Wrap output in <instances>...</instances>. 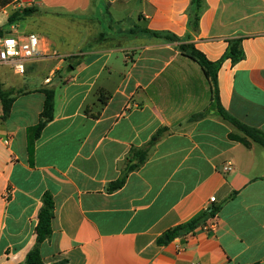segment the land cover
I'll return each mask as SVG.
<instances>
[{
	"label": "crops",
	"instance_id": "0c3cea01",
	"mask_svg": "<svg viewBox=\"0 0 264 264\" xmlns=\"http://www.w3.org/2000/svg\"><path fill=\"white\" fill-rule=\"evenodd\" d=\"M10 6L34 8L16 31L41 38L27 74L43 82L0 78L13 99L6 115L0 102V264L26 263L47 193L44 264H264V150L231 137L245 136L180 51L193 44L220 63L222 107L264 133V0H13L0 13ZM44 89L55 91L54 118L30 154ZM160 130L146 162L109 191ZM215 207L214 231L167 236Z\"/></svg>",
	"mask_w": 264,
	"mask_h": 264
},
{
	"label": "trees",
	"instance_id": "16d2710c",
	"mask_svg": "<svg viewBox=\"0 0 264 264\" xmlns=\"http://www.w3.org/2000/svg\"><path fill=\"white\" fill-rule=\"evenodd\" d=\"M12 1L13 0H0V8L10 5ZM195 2L197 3L199 2V0H194V3ZM33 12H34V8H30V7L17 9L16 11H13V13L11 14L9 18V23L15 24L19 21H22L30 17ZM197 24H198V17H196L194 20V27H197ZM180 51L182 55L194 60L201 66L210 84L212 91V100L216 101L219 115L226 121L232 123L245 136V137H240L237 135H232L231 137L234 140H237L246 146L249 145L247 138H250L254 142L264 147V133L262 131L240 122L238 119L232 117L222 107L219 101V91H218V81H217L218 80L217 72L219 70L220 63L209 61L206 58V56L198 49H196V47L193 44H182L180 46ZM228 56L232 58L233 62H238L243 59L244 54L237 46H235V44H233L229 49ZM42 92L45 95V101H44L43 111L41 113L40 122L37 125L30 127L28 129L30 154L33 153L34 142L40 137L46 124L52 121L54 118L55 91L54 89H44ZM0 102L2 103L4 114L5 115L8 114L13 99L10 98L9 93L2 90L1 86H0ZM161 133L162 130L158 131V133L154 135L148 147L139 150L134 149L132 151L130 157L128 158V165L124 175L122 176V178L109 185L108 188L109 191L114 192L121 189L126 182V178L128 174L138 169L146 162L149 154V147L155 145V143L159 140ZM43 201H44V206L41 209L39 215V223L36 229L38 244L28 254L25 264H44L40 254L39 245L42 242H44L46 239H48L52 234V221L54 219L55 203L53 196L50 193L45 194ZM217 211H218L217 207L212 208L211 210L204 211L201 214L194 217L193 219H191L190 221H188L187 223H184L168 231L167 236L170 239H172L175 237L184 236L191 232H194L197 228L203 225L208 218L213 217Z\"/></svg>",
	"mask_w": 264,
	"mask_h": 264
},
{
	"label": "built area",
	"instance_id": "2783aa9c",
	"mask_svg": "<svg viewBox=\"0 0 264 264\" xmlns=\"http://www.w3.org/2000/svg\"><path fill=\"white\" fill-rule=\"evenodd\" d=\"M13 12L3 10L5 21L0 23V66L7 65L17 76H25L28 72V64L40 58L41 38L36 33L20 34L16 31V24H10L9 18ZM51 79H46L49 83ZM232 164L224 167V172L233 171ZM210 202H215L212 197ZM215 222L204 223L200 227L205 232H211L216 229Z\"/></svg>",
	"mask_w": 264,
	"mask_h": 264
},
{
	"label": "rangeland",
	"instance_id": "374dc122",
	"mask_svg": "<svg viewBox=\"0 0 264 264\" xmlns=\"http://www.w3.org/2000/svg\"><path fill=\"white\" fill-rule=\"evenodd\" d=\"M13 10L14 9L11 6L7 8L8 12H12ZM16 10H14V11H16ZM102 19H103V21L108 23V20L106 18L103 17ZM3 20H4V16H3V14L0 13V23H3ZM30 21H31V19L29 18V19H27V20H25L23 22H20L19 23L20 30H24L25 31L26 30V26L30 25ZM125 26L129 27V26H131V24L128 22L127 24H125ZM67 58L70 61L73 60L74 58L77 59L75 56H68ZM6 77L12 78L17 83L28 84L31 87L34 84H40V83L43 82V80H42L43 78H42L41 75L38 76L35 73H29V74H26L25 76H17V75H14L13 71L9 68V66L1 65L0 66V78H6ZM261 147L264 150V147L263 146H261Z\"/></svg>",
	"mask_w": 264,
	"mask_h": 264
}]
</instances>
